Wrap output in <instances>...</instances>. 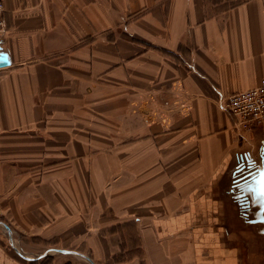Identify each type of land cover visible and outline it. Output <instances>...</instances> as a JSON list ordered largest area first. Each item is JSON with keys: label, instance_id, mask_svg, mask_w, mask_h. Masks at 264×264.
I'll return each mask as SVG.
<instances>
[{"label": "crops", "instance_id": "crops-1", "mask_svg": "<svg viewBox=\"0 0 264 264\" xmlns=\"http://www.w3.org/2000/svg\"><path fill=\"white\" fill-rule=\"evenodd\" d=\"M0 1V264H224L191 228L264 156L224 106L264 76V0Z\"/></svg>", "mask_w": 264, "mask_h": 264}, {"label": "rangeland", "instance_id": "rangeland-1", "mask_svg": "<svg viewBox=\"0 0 264 264\" xmlns=\"http://www.w3.org/2000/svg\"><path fill=\"white\" fill-rule=\"evenodd\" d=\"M260 129L262 137V134L264 135V126ZM259 144L260 141L258 139L256 146L253 148L257 158L259 157V149L257 147ZM236 166H238L237 162L229 169L223 184H220L221 186L223 185L224 192L222 194L212 195V193H209L205 195L206 204L209 205V208L208 210L204 209L205 212L200 211L197 214V218L204 220V225L192 227L191 234H195L197 243L195 242L194 244L198 245L197 249L199 247L200 249H211L208 242H214V240L210 241L211 239L207 235L216 236V246L222 248L224 253V264H264V222L257 220L261 215V217H264V214L259 213V209L250 193H246L247 195L242 194L241 183L244 182V179H247V175L251 171L242 170L241 165L236 169ZM240 174L242 176L236 178ZM209 219H220L217 224L221 226H206ZM254 219L256 220L253 221ZM205 238H208V240ZM59 258V260L54 262L51 259H48V261L50 264L71 263L70 257L66 255ZM205 260H201V263L204 264Z\"/></svg>", "mask_w": 264, "mask_h": 264}, {"label": "built area", "instance_id": "built-area-1", "mask_svg": "<svg viewBox=\"0 0 264 264\" xmlns=\"http://www.w3.org/2000/svg\"><path fill=\"white\" fill-rule=\"evenodd\" d=\"M4 11L0 1V33L5 28ZM224 106L241 130L252 131L264 126V76L256 87L229 95Z\"/></svg>", "mask_w": 264, "mask_h": 264}, {"label": "water", "instance_id": "water-1", "mask_svg": "<svg viewBox=\"0 0 264 264\" xmlns=\"http://www.w3.org/2000/svg\"><path fill=\"white\" fill-rule=\"evenodd\" d=\"M2 47L0 46V67L6 66L10 63L8 54L1 51ZM264 150V148H263ZM247 179H244L242 184V194L247 195L246 193H250L254 198V203L257 205L259 209V213L264 214V156L262 161L256 165L255 169L247 175ZM262 216V215H261ZM257 220H261L264 222V217H261ZM254 219L253 221H255ZM56 251L63 252V253H79L72 250L66 249H55ZM83 255V254H81ZM85 256V255H83ZM92 264H95L93 260H91L88 256H85Z\"/></svg>", "mask_w": 264, "mask_h": 264}]
</instances>
